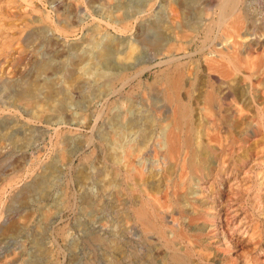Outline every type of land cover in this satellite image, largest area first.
I'll list each match as a JSON object with an SVG mask.
<instances>
[{
  "label": "rangeland",
  "instance_id": "rangeland-1",
  "mask_svg": "<svg viewBox=\"0 0 264 264\" xmlns=\"http://www.w3.org/2000/svg\"><path fill=\"white\" fill-rule=\"evenodd\" d=\"M178 1L0 0V264H264V26L250 0H240L239 26L217 20L216 0L185 10ZM137 8L141 19L188 20L176 29L183 95L194 137L209 148L204 162L159 144L171 106L155 90L136 85L133 95L127 85L105 99L88 75L70 79L92 35L115 36L122 56L142 46ZM35 82L27 106L22 93ZM46 85L70 101L48 103ZM143 131L146 143L123 153Z\"/></svg>",
  "mask_w": 264,
  "mask_h": 264
},
{
  "label": "bare ground",
  "instance_id": "bare-ground-1",
  "mask_svg": "<svg viewBox=\"0 0 264 264\" xmlns=\"http://www.w3.org/2000/svg\"><path fill=\"white\" fill-rule=\"evenodd\" d=\"M190 2L191 0H179L177 3L180 8H183L185 10ZM211 2L213 3L215 2V0H211ZM216 2L219 9V19H217L219 22L221 21L223 22L224 18L226 19L227 16H230L233 25L235 26L241 25L242 15L238 13L239 11L238 9H240V0H216ZM135 7H137L136 4L134 8ZM104 10L105 12L108 13L110 12L109 8H106ZM134 11L135 12H132L131 14L135 15L137 18L138 26H139L138 31L142 30L137 35L138 37H140L139 42H141L142 46L139 47V46L131 45L129 49L131 51H129V53L127 52L125 56H122V55H118L119 50L116 49V47L119 43H118V39L115 40V36L114 37L104 36L103 39L101 40L100 39L101 37L99 38L96 35H92V38L89 41L91 45L87 49L81 48V51L83 50L82 58H81L82 61L79 62L83 63L85 61L86 64H84L85 66L83 67L82 66L78 67V73L72 72L70 79L74 81L76 79L77 74L88 75L89 80H92L91 86H95L97 90L96 96L101 98L106 97L105 99H107V97H109L111 94L113 95L117 92H122V90L127 85H129L130 87L129 90L132 93L136 85L141 86L143 88L145 87L146 89L150 88L155 90L154 92H156V94L161 95L163 99L170 104L168 108H170L171 106V114H166V116L163 118V120H165L167 124H165L161 128L162 130L161 132H163L162 133L163 138L162 139L159 138V144H161L164 147L166 146L167 152L170 154L180 150L182 147H186L190 149L191 152L190 160L193 163L198 161L204 162L205 159L207 160L206 157L208 155L209 148L207 147L206 144L196 140V138L194 137L193 108L191 106L192 99H190L191 101L189 99L186 100V97L183 95V90L188 85H190V82L186 78L187 73H186V69L184 68L185 64L183 62L184 53L182 55L180 54L181 52H185V48L182 46L181 44L182 42L178 41V35H179L178 31L184 32L183 28L184 26H188V20L185 19L184 22L169 20L167 19V17L164 15L163 12L161 15H153V17L151 16L154 20H151L150 16L148 17L144 16V18L141 19L140 14L142 13L143 10L142 9L138 10L137 8ZM129 15L130 14H128V16ZM116 20L119 22H123L125 19L118 18ZM151 23L153 24L154 27L157 28V31L159 33L158 37H154L150 34L148 29H150L149 27L150 25H152ZM145 29L147 30L146 32ZM176 29H178V31H176ZM261 35L264 34L261 33ZM181 36L185 37L184 34ZM45 64L46 63H44L43 65ZM156 66H161V69L159 73L155 75L154 80L149 81L145 79L146 72ZM214 67L215 66H212V68L216 70ZM224 73L228 75L229 74L228 69H225ZM101 81H107V82H101ZM49 85H46L47 88L45 89V97H46L45 100L48 101V103L53 102V100L56 99L59 105L68 103L70 101L69 96L67 94L59 95V91L55 87ZM41 86L42 83L35 82L33 83L32 86H29L24 93H22L21 98L24 99V102L26 103L27 106H32L34 104L35 99L36 98L38 99V95H39L38 91L41 90L40 89ZM129 90L127 92H129ZM214 91L211 90V91H206L204 93L203 97L207 103H212L215 100L216 95ZM187 92L189 94H192L193 91L187 89ZM123 94L124 92L122 93V95ZM40 103L41 102L39 103L36 102V104H40ZM43 106L48 107L46 105ZM166 112L168 113L167 110ZM131 120L132 119H129L128 122L131 123ZM144 120H150V118L145 117ZM240 123L244 124V121H240ZM128 128L129 127L126 124L118 126V130H117L118 135L126 136V134L128 133ZM143 132L146 134L145 135L146 139H144L143 141L140 140L138 143H135L133 142L135 141V138L132 137L129 143H125V144L123 143L122 145L119 146L120 148L123 149V153L125 154L126 152L135 153L142 145L146 143V140L151 132L150 131L149 132L143 131ZM137 212L144 219V221L148 222L149 224L150 221L152 222L148 210L145 207L138 209Z\"/></svg>",
  "mask_w": 264,
  "mask_h": 264
},
{
  "label": "built area",
  "instance_id": "built-area-1",
  "mask_svg": "<svg viewBox=\"0 0 264 264\" xmlns=\"http://www.w3.org/2000/svg\"><path fill=\"white\" fill-rule=\"evenodd\" d=\"M249 3L253 15L260 21V25L264 26V0H250Z\"/></svg>",
  "mask_w": 264,
  "mask_h": 264
}]
</instances>
